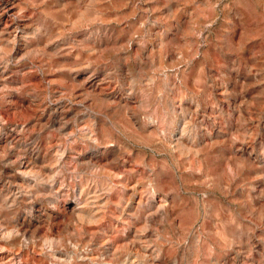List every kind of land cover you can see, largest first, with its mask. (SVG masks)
I'll return each instance as SVG.
<instances>
[{"label":"rangeland","instance_id":"obj_1","mask_svg":"<svg viewBox=\"0 0 264 264\" xmlns=\"http://www.w3.org/2000/svg\"><path fill=\"white\" fill-rule=\"evenodd\" d=\"M1 44V264H131L128 242L157 264H264V0H0ZM95 150L121 162L79 163Z\"/></svg>","mask_w":264,"mask_h":264},{"label":"bare ground","instance_id":"obj_2","mask_svg":"<svg viewBox=\"0 0 264 264\" xmlns=\"http://www.w3.org/2000/svg\"><path fill=\"white\" fill-rule=\"evenodd\" d=\"M79 1V0H78ZM12 4V3H11ZM14 4V3H13ZM8 6V5H7ZM12 6V5H11ZM18 7V6H17ZM88 7V6H87ZM86 7V8H87ZM8 8V7H7ZM65 8V7H64ZM73 8V7H72ZM89 8V7H88ZM93 8V7H92ZM183 8V7H182ZM68 9V8H67ZM70 9V8H69ZM6 10V9H5ZM178 10V9H177ZM7 11V10H6ZM54 11V10H53ZM59 11V10H58ZM59 12H61V11H59ZM70 12V11H69ZM78 12V11H77ZM91 12V11H90ZM173 12H175V11H173ZM177 12V11H176ZM183 12V11H182ZM16 13H18V12H16ZM58 13V12H57ZM85 14V13H84ZM179 14V13H178ZM83 15V14H82ZM81 15V16H82ZM149 15V14H148ZM171 15V14H170ZM15 17V16H14ZM178 17V16H177ZM20 18V17H19ZM170 18H171V16H170ZM179 18V17H178ZM84 19H85V17H84ZM164 19V18H163ZM83 20V19H82ZM178 20V19H177ZM84 21V20H83ZM184 21V20H183ZM80 22H82V21H80ZM6 23V22H5ZM185 23V22H184ZM202 23V22H201ZM9 24V23H8ZM18 24V23H17ZM6 26V25H5ZM21 26V25H20ZM180 26V25H179ZM185 27V26H184ZM12 28V27H11ZM25 28V27H24ZM111 28V27H110ZM190 30V29H189ZM16 32V31H15ZM25 33V32H24ZM31 33V32H30ZM93 33V32H92ZM187 33H189L188 31H187ZM193 33V32H192ZM105 34V33H104ZM190 34V33H189ZM235 34V33H234ZM192 35V34H191ZM8 36V35H7ZM6 36V37H7ZM106 36V35H105ZM229 37V36H228ZM242 37H243V34H242V36H241V39H242ZM11 38V37H10ZM46 38V37H45ZM233 38V37H232ZM3 39V38H2ZM7 39V38H6ZM9 39V38H8ZM25 39V38H24ZM104 39H106V38H104ZM108 39V38H107ZM11 40V39H10ZM9 40V41H10ZM15 40V39H14ZM42 40V39H41ZM110 40V39H109ZM8 41V42H9ZM83 41V40H82ZM15 42V41H14ZM93 42V41H92ZM115 42V41H114ZM225 42V41H224ZM243 42V41H242ZM77 43V42H76ZM160 43V42H159ZM167 43V42H166ZM196 43V42H195ZM227 43V42H226ZM235 43V42H234ZM107 44V43H106ZM238 44V43H237ZM25 45V44H24ZM81 45V44H80ZM130 45V44H129ZM3 46H5V45H3ZM114 46H115V44H114ZM0 47H2V44H1V46ZM8 47L10 48V46L8 45ZM12 47H13V45H12ZM11 47V48H12ZM44 47V46H43ZM8 48V49H9ZM19 48H21V47H19ZM55 48V47H54ZM167 48V47H166ZM23 49V48H22ZM38 49V48H37ZM93 49V48H92ZM101 49V48H100ZM136 49V48H135ZM229 49V48H228ZM10 50V49H9ZM16 50V49H15ZM18 50V49H17ZM11 51V50H10ZM9 51V52H10ZM24 51V50H23ZM167 51V50H166ZM194 51V50H193ZM192 50H191V52H193ZM21 52V51H20ZM19 52V53H20ZM48 52V51H47ZM159 52H161V51H159ZM162 52H163V50H162ZM169 52V51H168ZM1 53V52H0ZM89 53V52H88ZM148 53V52H147ZM159 54V53H158ZM157 54V55H158ZM166 54H167V52H166ZM194 54V53H193ZM1 55V54H0ZM99 55V54H98ZM164 55V54H163ZM161 56V55H160ZM214 56V55H213ZM18 57V56H17ZM96 57V56H95ZM2 58V57H1ZM90 58V57H89ZM94 58V57H93ZM52 60H54V59H52ZM92 60V59H91ZM56 61V60H55ZM54 61V62H55ZM61 61V60H60ZM57 62V61H56ZM58 63H59V60H58ZM139 63V62H138ZM75 64V63H74ZM67 65H68V63H67ZM77 65V64H76ZM137 65V64H136ZM142 65V64H141ZM62 66V65H61ZM163 66V65H162ZM77 67V66H76ZM80 67V66H79ZM71 68V67H70ZM139 69V68H138ZM82 70V69H81ZM103 70V69H102ZM59 72V71H58ZM66 72V71H65ZM68 72V71H67ZM76 72V71H75ZM83 72V71H82ZM104 72V71H103ZM106 73V72H105ZM1 74V73H0ZM58 74H60V72L58 73ZM62 74V73H61ZM91 74V73H90ZM90 74L88 75L87 74V77L81 82V85H83V86H85V84L86 83H92V84H95V83H97L94 79H92V77L90 78ZM60 76V75H59ZM36 77V76H35ZM83 77V76H82ZM57 78V77H56ZM96 78V77H95ZM60 79V78H59ZM63 79V78H62ZM72 80V79H71ZM74 80V79H73ZM106 80V79H105ZM23 81V80H22ZM52 81V80H51ZM70 82V81H69ZM75 82V81H74ZM72 83V82H71ZM76 83V82H75ZM147 83V82H146ZM71 85V84H70ZM75 85H77V84H75ZM89 85V84H88ZM239 85V84H238ZM169 86V85H168ZM72 87V86H71ZM52 88H53V86H52ZM67 88V87H66ZM65 88V90H67ZM74 88V87H73ZM175 89V88H174ZM68 90H70V89H68ZM93 90V89H92ZM101 90V89H100ZM52 91H53V89H52ZM72 91V90H71ZM77 91H79V90H77ZM94 91H95V89H94ZM108 91V90H107ZM69 92V91H68ZM89 92V91H88ZM54 93V92H53ZM70 93V92H69ZM74 93V92H73ZM80 93V92H79ZM92 93H94L93 91H92ZM90 94V93H89ZM98 94V93H97ZM66 95V94H65ZM85 95V94H84ZM87 95V94H86ZM60 96H61V93H60ZM98 96V95H97ZM100 97V96H99ZM114 97V96H113ZM86 98V97H85ZM107 98V97H106ZM115 98V97H114ZM84 99V98H83ZM96 99V98H95ZM97 99H98V97H97ZM119 99V98H118ZM124 99V98H123ZM133 99V98H132ZM69 100V99H68ZM120 100V99H119ZM118 100V101H119ZM134 100V99H133ZM102 101V100H101ZM127 101V100H126ZM74 102V101H73ZM110 102V101H109ZM116 102V101H115ZM127 102H129V101H127ZM49 103V102H48ZM47 103V104H48ZM52 103V102H51ZM70 103V102H69ZM108 103V102H107ZM113 103V102H112ZM119 103H121V102H119ZM126 103V102H125ZM46 104V105H47ZM64 104V103H63ZM103 104H106V103H103ZM117 104V103H116ZM98 105V104H97ZM101 105H102V103H101ZM118 105V104H117ZM132 105H133V103H132ZM72 106V105H71ZM93 106H95V105H93ZM122 106V105H121ZM131 106V105H130ZM1 107V106H0ZM79 107V106H78ZM97 107V106H96ZM105 107V106H104ZM135 107V106H134ZM64 108V107H63ZM62 108V109H63ZM76 108V107H75ZM88 108V107H87ZM110 108V107H109ZM120 108V107H119ZM125 108V107H124ZM44 109V108H43ZM61 109V110H62ZM79 109V108H78ZM95 109V108H94ZM105 109V108H104ZM117 109H118V107H117ZM122 109V108H121ZM131 109V108H130ZM129 109V110H130ZM189 109V108H188ZM107 110V109H106ZM77 111V110H76ZM80 111V110H79ZM51 112V111H50ZM49 112V113H50ZM63 112V111H62ZM104 112V111H103ZM138 112V111H137ZM10 113H11V111H10ZM77 113V112H76ZM129 113V112H128ZM135 113V112H134ZM30 114V113H29ZM48 114V113H47ZM105 114V113H104ZM108 114V113H107ZM86 115V114H85ZM134 115V114H133ZM4 116V115H3ZM65 116V115H64ZM97 116V115H96ZM55 117V116H54ZM70 117V116H69ZM91 117V116H90ZM90 117H89V119H90ZM128 117V116H127ZM57 118V117H56ZM59 118H61L60 116H59ZM66 118V117H65ZM72 118V117H71ZM81 118V117H80ZM102 118V117H101ZM129 118V117H128ZM78 119V118H77ZM94 119V118H93ZM130 119V118H129ZM192 119V118H191ZM57 120H58V118H57ZM81 120V119H80ZM21 121V120H20ZM51 121V120H50ZM75 121V120H74ZM92 121V120H91ZM101 121V120H100ZM104 121H105V119H104ZM103 121V122H104ZM215 121V120H214ZM3 122V121H2ZM17 122V121H16ZM19 122V121H18ZM48 122H49V120H48ZM72 122V121H71ZM78 122V121H77ZM86 122V121H85ZM90 122V121H89ZM97 122V121H96ZM24 123V122H23ZM45 123V122H44ZM82 123V122H81ZM93 123H94V121H93ZM106 123H107V121H106ZM150 123V122H149ZM156 123V122H155ZM16 124V123H15ZM25 124V123H24ZM52 124V123H51ZM64 124H67V122H62L61 120H59L58 121V127L59 128H63L64 127ZM90 123H88V125H89ZM101 124V123H100ZM134 123H132V125H133ZM151 124V123H150ZM20 125V124H19ZM26 125H28V124H26ZM45 125H47V124H45ZM79 125V124H78ZM99 125V124H98ZM112 125V124H111ZM114 125V124H113ZM112 125V126H113ZM156 125V124H155ZM34 126V125H33ZM86 126V125H85ZM84 126V127H85ZM97 126V125H96ZM12 127V126H11ZM77 127V126H76ZM89 127V126H88ZM95 127V126H94ZM26 128V127H25ZM25 128H23V129H25ZM55 128V127H54ZM53 128V129H54ZM81 128V127H80ZM83 128V127H82ZM104 128V127H103ZM102 128V129H103ZM100 129V128H99ZM48 130V129H47ZM70 130V129H69ZM87 130H88V128H87ZM153 130V129H152ZM5 131V130H4ZM15 131V130H14ZM17 131V130H16ZM23 131V130H22ZM25 131V130H24ZM58 130H55V132H57ZM79 131V130H78ZM109 131V130H108ZM93 132V131H92ZM103 132V131H102ZM53 133H54V130H53ZM99 133V132H98ZM110 133V132H109ZM16 134V133H15ZM57 134V133H56ZM61 134V133H60ZM67 134V133H66ZM73 134V133H72ZM80 134V133H79ZM82 134V133H81ZM85 134V133H84ZM91 134V133H90ZM102 134V133H101ZM108 134V133H107ZM111 134V133H110ZM63 135V134H62ZM75 135V134H74ZM78 135V134H77ZM86 135H88L87 133H86ZM94 135V134H93ZM54 136H55V134H54ZM61 136V135H60ZM65 136V135H64ZM64 136H62V138L64 137ZM72 136V135H71ZM83 136V135H82ZM101 136V135H100ZM173 136V135H172ZM10 137V136H9ZM67 137V136H66ZM78 137V136H77ZM81 137V136H80ZM79 137V138H80ZM85 137V136H84ZM93 137V136H92ZM90 135H88L86 138L87 139H91L92 138ZM103 137V136H102ZM105 137H107V136H105ZM15 138V137H14ZM17 139V138H16ZM61 139V138H60ZM69 139H70V137H69ZM101 139V138H100ZM63 140V139H62ZM71 140V139H70ZM74 140V139H73ZM76 140V139H75ZM85 140V139H84ZM96 140V139H95ZM105 140H106V138H105ZM108 140V139H107ZM106 140V141H107ZM112 140H113V138H112ZM87 141V140H86ZM93 141V140H92ZM97 141V140H96ZM6 142V141H5ZM9 142V141H8ZM58 142V141H57ZM62 142V141H61ZM73 142V141H72ZM71 142V143H72ZM80 142V141H79ZM90 142V141H89ZM99 142V141H98ZM105 142V141H104ZM112 142V141H111ZM60 143V142H59ZM84 143V142H83ZM87 143V142H86ZM93 143V142H92ZM106 143V142H105ZM105 143H103V144H105ZM113 143V142H112ZM13 144H14V142H13ZM80 144V143H79ZM97 144V143H96ZM100 144V143H99ZM107 144H109V143H107ZM1 145V144H0ZM6 145V144H5ZM56 145H57V143H56ZM60 145V144H59ZM63 145V144H62ZM85 145V144H84ZM87 145V144H86ZM109 145H111V144H109ZM113 145V144H112ZM11 146V148H12V145H10ZM9 146V147H10ZM66 146V145H65ZM92 146V145H91ZM100 146V145H99ZM105 146V145H104ZM1 147V146H0ZM7 147V146H6ZM5 147V148H6ZM14 147V146H13ZM64 147V146H63ZM89 147V146H88ZM87 147V148H88ZM97 147V146H96ZM109 147V146H108ZM2 148V147H1ZM77 148V147H76ZM101 148V147H100ZM103 148V147H102ZM110 148V147H109ZM118 148H119V146H118ZM44 149V148H43ZM60 149V153H61V156H66V154H67V150H66V148H59ZM121 149V148H120ZM3 150V149H2ZM5 150H7V149H5ZM38 150V149H37ZM56 150H58V149H56ZM77 150V149H76ZM104 150V149H103ZM119 150V149H118ZM117 150V151H118ZM16 151V150H15ZM14 151V153H16ZM39 151V150H38ZM70 151V150H69ZM73 151V150H72ZM75 151V150H74ZM79 151V150H78ZM81 151V150H80ZM9 152V151H8ZM57 151H55V153H56ZM113 152H115L114 151V149H113ZM12 153V152H11ZM32 153V152H31ZM54 153V154H55ZM70 153V152H69ZM84 153V152H83ZM82 152H80L78 155H76V158H77V160L79 161V163L81 162H83V164L86 162V168H87V164L89 165V167H90V165H92V164H94V165H99V167H100V169L102 170H104V168L106 167V166H117L120 162H121V160H120V157L119 156H117V155H112V154H110V151H101L100 153L99 152H97L96 150L95 151H90V153H88V154H86V155H82L83 154ZM116 153V152H115ZM75 154V153H74ZM85 154V153H84ZM23 155V154H22ZM46 155V154H45ZM41 156V155H40ZM57 156V155H56ZM72 156V155H71ZM75 156V155H74ZM58 157V156H57ZM47 158V157H46ZM70 158V157H69ZM74 158V157H73ZM43 159V158H42ZM67 159H68V157H67ZM122 159V158H121ZM126 159V158H125ZM44 160V159H43ZM58 160H59V158H58ZM66 160V159H65ZM69 160V159H68ZM74 160H76V159H74ZM73 160V161H74ZM14 161V160H13ZM123 161V160H122ZM35 162L36 163V161H33L32 159H23L22 160V170L20 169V172L21 171H23V173L24 172H26V173H30V172H32V173H36L37 172V174H39V176L40 175H42V177L43 178H46V176H43V174L41 173V169H40V171H39V169L36 171V168L35 169H33L34 168V166H33V163ZM56 162V161H55ZM62 162V161H61ZM64 162V161H63ZM66 162V161H65ZM18 163V162H17ZM42 163V162H41ZM74 163V162H73ZM54 164H57V162L56 163H54ZM31 165V166H30ZM35 165V164H34ZM36 165H40V164H36ZM45 165V164H44ZM76 165V164H75ZM33 166V167H32ZM41 166H43V165H41ZM46 166H47V163H46ZM108 166V167H109ZM126 166V165H125ZM17 167V166H16ZM39 167V166H38ZM52 167H54V166H52ZM78 167V166H77ZM95 167V166H94ZM107 167V168H108ZM56 168V167H55ZM63 168H64V166H63ZM124 168H126V167H124ZM132 168V167H131ZM130 168V169H131ZM66 169V168H65ZM80 169V168H79ZM81 169H83V168H81ZM99 169V168H98ZM110 169V168H109ZM120 169H121V167H120ZM127 169V168H126ZM58 170V169H57ZM93 170H95V169H93ZM113 170V169H112ZM111 170V171H112ZM129 170V169H128ZM46 171V170H45ZM119 171H121V170H119ZM122 171H123V167H122ZM127 171V170H126ZM133 171H135V169L133 168ZM154 171H156V170H154ZM60 172V171H59ZM159 172H160V170H159ZM19 173V172H18ZM22 173V174H23ZM31 173V174H32ZM43 173H45V172H43ZM51 173V172H50ZM109 173V172H108ZM118 173H120V172H118ZM162 173V172H161ZM166 173V172H165ZM164 173V174H165ZM20 174V173H19ZM37 174H36V176H37ZM47 174H49V173H47ZM46 174V175H47ZM56 174H57V172H56ZM99 174V173H98ZM115 174H116V170H115ZM122 174V173H121ZM30 175V174H29ZM105 175V174H104ZM117 175V174H116ZM145 175V174H144ZM158 175V174H157ZM166 175V174H165ZM165 175H161V176H165ZM30 176H32V175H30ZM39 176H38V178H39ZM105 176H107V175H105ZM127 176H129V175H127ZM132 176V175H131ZM130 176V177H131ZM147 176V175H146ZM23 177V176H22ZM34 178H35V176H33ZM32 177V178H33ZM41 177V178H42ZM109 177V176H108ZM122 178L124 177V176H121ZM129 177V178H130ZM134 177V176H133ZM158 177H160V176H158ZM55 178V177H54ZM113 178V177H112ZM125 178V177H124ZM124 178L121 180V181H123L124 182ZM147 178V177H146ZM37 179V178H36ZM48 179V178H47ZM52 179V178H51ZM56 179V178H55ZM54 179V180H55ZM110 179V178H109ZM162 179H163V177H162ZM46 180V179H45ZM61 180H62V177H61ZM112 180V179H111ZM116 180V179H115ZM174 180V179H173ZM44 181V180H43ZM50 181V180H49ZM53 181V180H52ZM131 181V180H130ZM158 181V180H157ZM168 181H171V180H168ZM77 182V181H76ZM80 182V181H79ZM162 182V181H161ZM43 183V182H42ZM47 183V182H46ZM60 183V182H59ZM160 183V182H159ZM139 184V183H138ZM149 184V183H148ZM152 184V183H151ZM165 184H169V183H165ZM171 184V183H170ZM24 185V184H23ZM33 185V184H32ZM51 185V184H50ZM122 185V184H121ZM125 185V184H124ZM123 185V186H124ZM153 185H154V183H153ZM159 185V184H158ZM56 186V185H55ZM64 186V185H63ZM82 186V185H81ZM107 186V185H106ZM128 186H130V185H128ZM142 186H143V184H142ZM165 186H167V185H165ZM44 187V186H43ZM46 187V186H45ZM52 187V186H51ZM79 187V186H78ZM109 187H111L110 185H109ZM116 187V186H115ZM150 187V186H149ZM155 187V186H154ZM162 187V186H161ZM59 188V187H58ZM90 188V187H89ZM119 188V187H118ZM121 188V187H120ZM141 188V187H140ZM168 188V187H167ZM166 188V189H167ZM85 189H87V188H85ZM116 189H117V187H116ZM130 189H131V194L132 195H138L139 196V199L136 201L137 202V206H136V211L135 212H132L133 214H138L139 212L142 214V216H143V218H144V220L145 221H148L149 219H150V216L152 215V213L153 212H148V210L152 207V205H153V202H151V201H144L143 200V198H142V195H141V193H140V195H139V193H138V191H140V189L138 190V186H137V184H131V186H130ZM142 190L143 189H145V188H141ZM48 190V189H47ZM50 190V189H49ZM53 190V189H52ZM56 190V189H55ZM107 190V189H106ZM121 190V189H120ZM125 190V189H124ZM141 190V191H142ZM146 190V189H145ZM147 190H148V187H147ZM63 191V190H62ZM88 191V190H87ZM86 191V192H87ZM115 191V190H114ZM117 191H118V189H117ZM149 191V190H148ZM151 191V192H150ZM150 193H152V197H155V191H152L151 189H150ZM167 191V190H166ZM30 192V191H29ZM57 192V191H56ZM91 192H92V190H91ZM165 191L163 190V193H164ZM6 193V192H5ZM27 193V192H26ZM51 193V192H50ZM49 193V194H50ZM62 193V192H61ZM66 193V192H65ZM78 193V192H77ZM81 193V192H80ZM119 193V192H118ZM122 193H124V192H122ZM162 193V194H163ZM22 194V193H21ZM53 194V193H52ZM51 194V195H52ZM58 194V193H57ZM64 194V193H63ZM102 194V193H101ZM120 194V193H119ZM128 194H129V192H128ZM25 195V194H24ZM32 195V194H31ZM59 195V194H58ZM80 195V194H79ZM85 195V194H84ZM89 195V194H88ZM122 195H124V194H122ZM127 195V194H126ZM148 195H149V193H148ZM151 195V194H150ZM161 195V194H160ZM167 195V194H166ZM56 196V195H55ZM62 196V195H61ZM104 196V195H103ZM108 196H111V195H108ZM133 196V197H134ZM137 196V197H138ZM32 197H33V195H32ZM58 197V196H57ZM79 197V196H78ZM86 197V196H85ZM123 197V196H122ZM145 197V196H144ZM166 197V196H165ZM164 197V198H165ZM48 198V197H47ZM53 198V197H52ZM51 198V199H52ZM58 198H60V197H58ZM63 198V197H62ZM92 198V197H91ZM101 198V197H100ZM111 198V197H110ZM126 198L128 199V197L126 196ZM158 198V197H157ZM160 198V197H159ZM57 199V198H56ZM61 199V198H60ZM83 199V198H82ZM88 199V198H87ZM99 199V198H98ZM104 199V198H103ZM118 199H122V198H120V196H119V198ZM117 199V200H118ZM88 200H90V199H88ZM126 200V199H125ZM147 200V199H146ZM149 200V199H148ZM170 200H173L172 198L170 199ZM5 201V200H4ZM53 201H54V199H53ZM59 201V200H58ZM102 201H104V200H102ZM114 201V200H113ZM116 201V200H115ZM121 201V200H120ZM167 201V200H166ZM91 202H93V201H91ZM111 202V201H110ZM124 202V201H123ZM126 202H127V200H126ZM132 202V201H131ZM160 202V201H159ZM174 202V201H173ZM13 203H15V200H14V202ZM80 203V202H79ZM97 203V202H96ZM119 204V202L117 201L116 202V204ZM164 203V202H163ZM160 204V207H161V205L162 206H164V204ZM172 203V202H171ZM7 204V203H6ZM56 204V203H55ZM82 204V203H81ZM108 204H110V203H108ZM121 204V203H120ZM124 204V203H123ZM49 205H50V203H49ZM53 205V204H52ZM87 205H89V204H87ZM106 204L105 203H101V205L100 206H105ZM2 206H3V204H2ZM33 206V205H32ZM58 206V205H57ZM63 206V205H62ZM65 206V205H64ZM82 206V205H81ZM92 206V205H91ZM97 206H99V205H97ZM109 206V205H108ZM128 206H129V204H128ZM154 206V205H153ZM7 207V206H6ZM59 207V206H58ZM118 207H120V205H118ZM155 207V206H154ZM3 208H5L4 206H3ZM62 208V207H61ZM128 208V207H127ZM54 209V208H53ZM81 209V208H80ZM107 209V208H106ZM111 209H113V208H111ZM125 209V207L124 206H122V204H121V211L119 212V213H116V215H113L114 217L116 216V219H117V221H119V220H124V217H123V210ZM130 209V208H129ZM48 210V209H47ZM60 210V209H59ZM58 210V211H59ZM98 210H99V208H98ZM109 210V209H108ZM116 210V209H115ZM131 210V209H130ZM105 211V210H104ZM110 211V210H109ZM150 211V210H149ZM151 211H153V210H151ZM159 211V210H158ZM161 211H162V209H161ZM164 211V210H163ZM170 211H171V209H170ZM8 212V211H7ZM69 212V211H68ZM87 212V211H86ZM92 212V211H91ZM95 212V211H94ZM114 212V211H113ZM112 212V213H113ZM129 212V211H128ZM9 213V212H8ZM101 212L100 211H97V212H95L94 213V215L93 216H96V215H98V214H100ZM105 213V212H104ZM155 213H156V211H155ZM167 213V212H166ZM46 214V213H45ZM51 214V213H50ZM62 214H63V212H62ZM84 215H86L85 213H83ZM83 214H82V216H83ZM133 214H132V216H133ZM81 215V214H80ZM50 216V215H49ZM70 216H71V212H70ZM99 216V215H98ZM128 216V215H127ZM139 216V215H138ZM162 217L164 216L163 215V213H162V215H161ZM51 217V216H50ZM90 217V216H89ZM97 217V216H96ZM96 217H94V219L96 218ZM104 216H102V218H103ZM109 216H107V218H108ZM49 218V217H48ZM53 218V217H52ZM82 218H84V216L82 217ZM100 218V217H99ZM99 218H98V220H99ZM110 218V217H109ZM125 218H126V216H125ZM135 218V217H134ZM143 218H142V220H143ZM78 219H79V217H78ZM90 219V218H89ZM106 219V218H105ZM136 219V218H135ZM138 219V218H137ZM162 219V218H161ZM41 220H43V219H41ZM50 220V219H49ZM48 220V221H49ZM80 220V219H79ZM92 220V219H91ZM103 220V219H102ZM131 220H133V219H131ZM139 220H141V219H139ZM75 221V220H74ZM86 221V220H85ZM84 221V222H85ZM112 221V220H111ZM127 221H129V220H127ZM134 221V220H133ZM161 221V220H160ZM10 222H12V221H10ZM10 222H9V224H10ZM15 222V221H14ZM22 222V221H21ZM45 222V221H44ZM49 222H51V221H49ZM55 222V221H54ZM72 222V221H71ZM82 222V221H81ZM87 222H88V220H87ZM89 222H90V220H89ZM101 222V221H100ZM104 222H108V220L107 221H104ZM123 222V221H122ZM124 222H126V220L124 221ZM150 222V221H149ZM29 223V222H28ZM47 223V222H46ZM99 223V222H98ZM103 223V222H102ZM113 223V222H112ZM19 224V223H18ZM17 224V225H18ZM68 224V223H67ZM81 224V223H80ZM109 224V223H108ZM114 224V223H113ZM117 224V223H116ZM115 224V226H117ZM127 224V223H126ZM129 224V223H128ZM145 224H148V223H145ZM144 224V225H145ZM4 225V224H3ZM16 225V226H17ZM48 225H49V223H48ZM53 225V224H52ZM54 225H55V223H54ZM96 225H97V223H96ZM100 225V224H99ZM107 225V224H106ZM123 225H125V224H123ZM130 225H133V224H130ZM135 225V224H134ZM138 225V224H137ZM143 225V226H144ZM20 226V225H19ZM57 226V225H56ZM70 226V225H69ZM98 226V225H97ZM101 226H103V225H101ZM119 226H121V225H119ZM126 226V225H125ZM128 226V225H127ZM18 227V226H17ZM21 227H23V226H21ZM35 227V226H34ZM141 226H139V228H140ZM145 227V226H144ZM27 228V227H26ZM33 228V227H32ZM48 228H49V226H48ZM131 228V227H130ZM136 228V227H135ZM145 228H147V227H145ZM12 229H13V227H12ZM15 229H16V227H15ZM39 229V228H38ZM96 229V228H95ZM119 228H117L116 230H118ZM141 229V228H140ZM1 230V229H0ZM10 230H11V228H10ZM31 230H33V229H31ZM53 230V229H52ZM51 230V231H52ZM98 230V229H97ZM103 230H105V229H103ZM133 230V229H132ZM135 230V229H134ZM145 230H147V229H145ZM144 230V231H145ZM2 231V230H1ZM5 231V230H4ZM7 231H9V230H7ZM23 231V230H22ZM22 231H20V232H22ZM28 231H30V230H28ZM33 231H35V230H33ZM84 231V230H83ZM102 231V230H101ZM138 231V230H137ZM11 232V231H10ZM16 232V231H15ZM26 232V231H25ZM43 232V231H42ZM105 232H106V230H105ZM131 232V231H130ZM140 232V231H139ZM139 232H138V234H139ZM148 232V231H147ZM1 233V232H0ZM5 233V232H4ZM13 233V232H12ZM17 233H18V231H17ZM27 233V232H26ZM29 233V232H28ZM32 233V232H31ZM48 233V232H47ZM82 233V232H81ZM149 233V232H148ZM23 234V233H22ZM22 234H21V236H22ZM107 234V232L105 233V235ZM114 234V233H113ZM122 234V236H124L125 234H124V232L123 233H121ZM124 234V235H123ZM130 234V233H129ZM134 234V233H133ZM5 235H7V234H5ZM28 235V234H27ZM34 235V234H33ZM39 235V234H38ZM104 235V234H103ZM108 235V234H107ZM120 235V234H119ZM118 235V236H119ZM8 236H9V233H8ZM31 236H32V234H31ZM43 236V235H42ZM45 236V235H44ZM58 236V235H57ZM108 236H110V234L108 235ZM112 236V235H111ZM139 236V235H138ZM141 236V235H140ZM145 236H146V233H145ZM28 237V236H27ZM30 237V236H29ZM28 237V238H29ZM59 237V236H58ZM75 237V236H74ZM99 238H101L102 237V235H101V237L100 236H98ZM132 237V236H131ZM45 238V237H44ZM46 238H48V237H46ZM49 238H50V236H49ZM55 238V237H54ZM57 238V237H56ZM113 238V237H112ZM138 238V237H137ZM137 238H135V239H137ZM14 239H16V238H14ZM23 239V238H22ZM51 239H52V237H51ZM109 239V238H108ZM108 239H106L105 241H104V243H108L109 241H108ZM141 239V238H140ZM54 240H56V239H54ZM53 240V241H54ZM58 240V239H57ZM57 240H56V242H57ZM96 240V239H95ZM123 240V239H122ZM125 240V239H124ZM131 240H132V238H131ZM144 240V239H143ZM45 241V240H44ZM47 241V240H46ZM45 241V242H46ZM61 241V240H60ZM99 241H101V240H99ZM114 241V240H113ZM121 241V240H120ZM127 241V240H126ZM41 242V241H40ZM112 242V241H111ZM122 242V241H121ZM125 242V241H124ZM139 242V241H138ZM147 242V241H146ZM13 243H15V242H13ZM12 243V244H13ZM20 243H21V241H20ZM25 243V245H26V242H24ZM32 243V242H31ZM34 243H35V241H34ZM43 243V242H42ZM41 243V244H42ZM48 243V242H47ZM97 243H98V241H97ZM119 243V242H118ZM123 243V242H122ZM149 243V242H148ZM10 244V243H9ZM30 244V243H29ZM55 244H57V243H55ZM59 244H61V243H59ZM96 244V243H95ZM114 244V243H113ZM136 244V243H135ZM134 243H129L128 242V244L126 245V244H124V246H121V248H118L119 249V251L118 250H116V252H121V253H124V254H126L127 255V258L125 259V261H127V262H130L131 264H140V262L139 261H137L136 262V258H132V256H137V257H141L142 259L143 258H145L146 259V262H147V264H157L158 262H156V259H157V257H158V254H156L155 256L153 255V253H149L150 252V250H149V252L145 249V248H142L141 246H137V245H139V244H137V245H135ZM143 244L145 245V243L143 242ZM7 245V244H6ZM54 245V244H53ZM78 245V244H77ZM97 245V244H96ZM95 245V246H96ZM117 245V244H116ZM115 245V246H116ZM148 245V244H147ZM32 246V245H31ZM84 246V245H83ZM9 247V246H8ZM14 247V246H13ZM17 247V246H16ZM21 247V246H20ZM22 247H24L23 245H22ZM47 247V246H46ZM77 247V246H76ZM76 247H74V248H76ZM92 247V246H91ZM101 247V246H100ZM104 247V246H103ZM102 247V248H103ZM114 247V246H113ZM129 247H131L132 248V250H134V253L133 254H129V252H128V250H127V248H129ZM155 247V246H154ZM7 248V247H6ZM9 248H12V247H9ZM38 248H40V247H38ZM48 248V247H47ZM88 248V247H87ZM107 248V247H106ZM114 248H116V247H114ZM147 248V247H146ZM171 248V247H170ZM173 248V247H172ZM14 249V248H13ZM21 249V248H20ZM19 249V250H20ZM41 249V248H40ZM42 249H43V247H42ZM44 249H45V247H44ZM44 249H43V251H44ZM53 249V248H52ZM109 249V248H108ZM117 249V248H116ZM165 249V248H164ZM179 249V248H178ZM181 249V248H180ZM27 250H28V247H27ZM80 250H81V248H80ZM184 250V249H183ZM35 251V250H34ZM37 251V250H36ZM86 251V250H85ZM94 251V250H93ZM99 251H101V250H99ZM113 252H114V250H112ZM167 251V250H166ZM173 251V250H172ZM176 251V250H175ZM185 251V250H184ZM9 252H10V250H9ZM37 252H39V251H37ZM47 252V251H46ZM52 252V251H51ZM50 252V253H51ZM97 252V251H96ZM115 252V253H116ZM190 252V251H189ZM23 253V252H22ZM34 253V252H33ZM48 253V252H47ZM47 253H44V254H47ZM71 253V252H70ZM84 253V252H83ZM82 253V254H83ZM109 253V252H108ZM158 253V252H157ZM170 253V252H169ZM37 254V253H36ZM69 254V253H68ZM75 254V253H74ZM120 254V253H119ZM184 254V253H183ZM39 255H40V253H39ZM67 255V254H66ZM78 255V254H77ZM86 255V254H85ZM98 255V254H97ZM111 255V254H110ZM177 255V254H176ZM26 256H27V254H26ZM31 256V255H30ZM183 256V255H182ZM23 257V256H22ZM52 257V256H51ZM54 257H56V256H54ZM83 257V256H82ZM95 257V256H94ZM187 257V256H186ZM2 258V257H1ZM15 258V257H14ZM65 258V257H64ZM77 258V257H76ZM89 258V257H88ZM107 258V257H106ZM109 258V257H108ZM115 258V257H114ZM164 258H166V257H164ZM182 258V257H181ZM54 259V258H53ZM105 259V258H104ZM176 259V258H175ZM10 260V259H9ZM24 260V259H23ZM55 260V259H54ZM64 260V259H63ZM89 260V259H88ZM93 260V259H92ZM98 260H100V259H98ZM138 260V259H137ZM163 260V259H162ZM185 260V259H184ZM183 260V261H184ZM1 261H3V260H1ZM0 261V262H1ZM6 261V260H5ZM25 261V260H24ZM76 261V260H75ZM105 261V260H104ZM174 261V260H173ZM22 262V261H21ZM26 262V261H25ZM53 262V261H52ZM66 262V261H65ZM123 262V261H122ZM127 262H125V263H127ZM139 262V263H138ZM145 262V261H144ZM163 262V261H162ZM178 262V261H177ZM2 263V262H1ZM0 263V264H1ZM28 263V262H27ZM31 263V262H30ZM58 263H59V261H58ZM69 263V262H68ZM67 263V264H68ZM81 263V262H80ZM90 263V262H89ZM98 263V262H97ZM165 263V262H164ZM214 263V262H213ZM33 264H34V261H33ZM54 264V263H53ZM61 264V263H60ZM70 264V263H69ZM178 264V263H177ZM184 264V263H183Z\"/></svg>","mask_w":264,"mask_h":264}]
</instances>
